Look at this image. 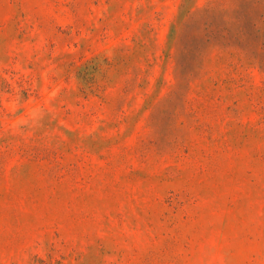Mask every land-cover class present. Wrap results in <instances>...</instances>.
Instances as JSON below:
<instances>
[{"label":"rangeland","instance_id":"374dc122","mask_svg":"<svg viewBox=\"0 0 264 264\" xmlns=\"http://www.w3.org/2000/svg\"><path fill=\"white\" fill-rule=\"evenodd\" d=\"M0 264H264V0H0Z\"/></svg>","mask_w":264,"mask_h":264}]
</instances>
